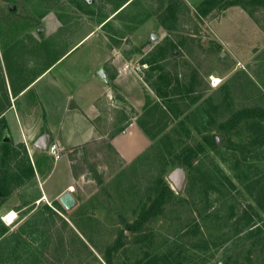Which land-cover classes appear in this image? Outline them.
Here are the masks:
<instances>
[{
  "label": "rangeland",
  "instance_id": "obj_1",
  "mask_svg": "<svg viewBox=\"0 0 264 264\" xmlns=\"http://www.w3.org/2000/svg\"><path fill=\"white\" fill-rule=\"evenodd\" d=\"M205 1L0 0V179H12L0 264H264V0H219L207 13ZM101 47L140 76L146 138H122L116 153L106 140L35 149L47 131L31 100L42 86L14 99L17 85L50 66L45 81L65 83L48 88L55 103L90 94ZM180 167L176 191L167 177ZM68 187L69 211L58 202Z\"/></svg>",
  "mask_w": 264,
  "mask_h": 264
},
{
  "label": "crops",
  "instance_id": "obj_2",
  "mask_svg": "<svg viewBox=\"0 0 264 264\" xmlns=\"http://www.w3.org/2000/svg\"><path fill=\"white\" fill-rule=\"evenodd\" d=\"M202 1L204 0H182L189 6H196ZM80 43L70 48L57 61L69 53L72 54V51L74 52ZM101 49L104 53L103 56L90 70L92 73V81L88 87L90 94L72 90L67 92L63 103H55L48 88H54L57 85L64 86L65 83L57 77L45 81L50 66L44 67L40 74L32 80L17 85L19 87L14 99L24 96L26 90L29 91L41 83L42 87L34 89L31 100L34 98L36 108L41 110L42 120L46 124L47 131L43 130L37 138L47 133L50 135V142L53 139L59 150L66 149L69 152L78 147L106 140L108 147L113 153H116L118 141L122 138H126V143L129 146L135 147V137L137 135L145 137L138 125V119L145 105L140 76L129 62L117 58L112 59L111 49L104 47ZM100 69L106 76V82L97 75ZM5 75L3 76L4 93H7L8 99L13 101L12 86L10 87ZM31 100L21 101L23 111L27 112L35 107L32 106ZM13 107H15L14 104ZM8 109L11 110V107ZM55 111L57 114L53 116ZM54 117H57L58 120H53ZM126 124L128 126L125 128Z\"/></svg>",
  "mask_w": 264,
  "mask_h": 264
},
{
  "label": "water",
  "instance_id": "obj_3",
  "mask_svg": "<svg viewBox=\"0 0 264 264\" xmlns=\"http://www.w3.org/2000/svg\"><path fill=\"white\" fill-rule=\"evenodd\" d=\"M84 1L89 4L92 3L93 0ZM41 31L42 29H39L38 33H40ZM151 39L156 40V36L151 35ZM97 75L102 81L106 82V76L102 69L97 72ZM2 141L5 143L8 142V139L3 138ZM49 143L50 135L44 133L34 141L33 147L41 151H47ZM167 179L176 191H181L184 184V170L181 167L174 169L171 173H169ZM58 202L67 211L71 210L77 204L75 197L71 194L69 190L64 191L58 197Z\"/></svg>",
  "mask_w": 264,
  "mask_h": 264
},
{
  "label": "trees",
  "instance_id": "obj_4",
  "mask_svg": "<svg viewBox=\"0 0 264 264\" xmlns=\"http://www.w3.org/2000/svg\"><path fill=\"white\" fill-rule=\"evenodd\" d=\"M216 3H219V0H217V1L216 0H206L205 1V7L207 9L206 13L209 12L211 7L213 5H215ZM232 5H238V6L242 7L238 3H233V2H227V3H225L223 5V7L227 8V7H230ZM250 115H251V110L243 109V110L237 111L234 114V118L233 119H235V121L237 122L239 120L248 118ZM205 143L210 144V142L207 139H205ZM196 146H197L196 149H192V148L188 147L182 153H184V155L188 154V157L189 156H194V155L197 154V152H200L202 150V147L199 144L196 145ZM183 164H185V163H183ZM24 175L27 176V177H31L33 175V170H32L31 166H28V169L26 170V172H24ZM13 177H14L13 180H17L16 174H14ZM11 180L12 179H9V176H8L7 173L3 174V177L1 176V179H0V196H5L8 193L7 189H8V186H9L10 182H12ZM168 193L170 194L169 190H168ZM2 233L3 232H0V234H2Z\"/></svg>",
  "mask_w": 264,
  "mask_h": 264
},
{
  "label": "bare ground",
  "instance_id": "obj_5",
  "mask_svg": "<svg viewBox=\"0 0 264 264\" xmlns=\"http://www.w3.org/2000/svg\"><path fill=\"white\" fill-rule=\"evenodd\" d=\"M72 188H69V190L71 191ZM43 198V197H42ZM45 199V198H44ZM15 219V215L13 213L6 215L3 220L7 223L10 224L13 222V220Z\"/></svg>",
  "mask_w": 264,
  "mask_h": 264
},
{
  "label": "built area",
  "instance_id": "obj_6",
  "mask_svg": "<svg viewBox=\"0 0 264 264\" xmlns=\"http://www.w3.org/2000/svg\"><path fill=\"white\" fill-rule=\"evenodd\" d=\"M54 152V151H53Z\"/></svg>",
  "mask_w": 264,
  "mask_h": 264
}]
</instances>
